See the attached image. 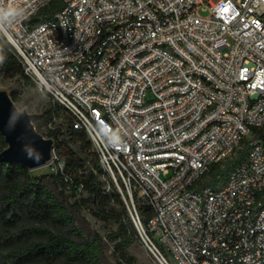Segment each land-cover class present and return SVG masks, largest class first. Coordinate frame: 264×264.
Wrapping results in <instances>:
<instances>
[{"label": "built area", "instance_id": "2783aa9c", "mask_svg": "<svg viewBox=\"0 0 264 264\" xmlns=\"http://www.w3.org/2000/svg\"><path fill=\"white\" fill-rule=\"evenodd\" d=\"M55 1L17 0L26 18L6 40L88 135L149 252L264 264V0H60L40 15Z\"/></svg>", "mask_w": 264, "mask_h": 264}, {"label": "trees", "instance_id": "16d2710c", "mask_svg": "<svg viewBox=\"0 0 264 264\" xmlns=\"http://www.w3.org/2000/svg\"><path fill=\"white\" fill-rule=\"evenodd\" d=\"M61 6L57 0L40 15H51ZM0 48L7 56L0 65V77L15 84L9 94L20 109L33 107L30 95L35 82L25 73L16 50L6 38H0ZM60 111L69 116L67 131L52 126ZM73 122L72 114L52 101L34 123L39 133L53 141L54 151L61 157L56 162L61 161L63 167L56 172L34 177L19 164L0 163V264H137L130 249L140 241V236L125 202L112 182L110 189L106 187L102 177L107 174L100 162L90 165L89 157L83 153L91 151L93 143L85 132L73 128ZM72 143H77L80 151H75ZM6 148L0 134V152ZM93 153L99 160L95 150ZM247 156L245 144L236 155L211 170L209 184L225 183ZM138 209L146 223L152 214L146 207ZM85 210L99 221L116 224L117 229L103 238L91 228L83 215ZM24 222L35 226L25 227ZM32 236L40 240L22 245Z\"/></svg>", "mask_w": 264, "mask_h": 264}, {"label": "rangeland", "instance_id": "374dc122", "mask_svg": "<svg viewBox=\"0 0 264 264\" xmlns=\"http://www.w3.org/2000/svg\"><path fill=\"white\" fill-rule=\"evenodd\" d=\"M197 14L200 17L206 18L209 16L210 12L203 11V10L199 9L197 11ZM14 87H15V84L13 83V81L4 80L2 77H0V88L1 89L6 90L8 93H10ZM30 100H32V102H33V107L27 108V107L23 106V108L25 110L29 111L31 114H42L43 110L49 105V103H52V100L50 99V97L46 93L39 90L37 85L32 90V93L30 95ZM68 120H69V116L64 111H60L59 117L55 120V122L52 126L53 127H60L64 131H67ZM72 147L74 148L75 151H80L79 145L77 143H72ZM84 149H85V147H84ZM94 150L95 149H94V146L92 144L91 151L88 150L87 152H84L83 154L85 156L89 157L90 165L93 164V161L95 162V164L99 165V160L96 159L97 157L94 156V153H93ZM85 151H86V149H85ZM54 156H56V158H58V160L61 158L58 153H54ZM56 160L57 159H55V161L52 162L53 164L45 167L42 170L38 169L35 171H30V174L34 177H39L42 175H47V174L56 172L57 168L61 167L63 165L61 161L56 162ZM102 180L105 182L106 187L108 189H110L109 182H111V180L109 179V177L103 176ZM83 215L86 218V220L89 222L91 228L93 230H96L103 238H106V236L110 232L117 229L116 224H107L105 222L99 221L88 210H85L83 212ZM23 226L31 227V226H35V225L31 224L29 222H24ZM36 226H40L42 228H49V229L55 230V231L60 232V233H66L62 229H57V228H54V227L47 225V224H37ZM38 240H40V238L32 236L31 238H29L28 240L23 242L22 245L28 246L31 243L36 242ZM130 252L132 255H134L136 257L137 264H160L159 261L149 252V250L147 249V247L145 246V244L142 242L141 239H140V241L136 242L132 246V248L130 249ZM108 256H110V258L112 259L110 252H108Z\"/></svg>", "mask_w": 264, "mask_h": 264}, {"label": "water", "instance_id": "95a60500", "mask_svg": "<svg viewBox=\"0 0 264 264\" xmlns=\"http://www.w3.org/2000/svg\"><path fill=\"white\" fill-rule=\"evenodd\" d=\"M13 105L21 111H26L27 115L21 118L13 131H9L7 125ZM41 118L42 114H31L27 110L20 109L11 95L0 88V134L7 144V148L0 152V163L19 164L29 171L47 167L52 163L54 159L53 141L39 133L34 124ZM26 142H31L35 149L42 153L39 163L27 158L23 151ZM124 202L132 219V210L125 200Z\"/></svg>", "mask_w": 264, "mask_h": 264}, {"label": "clouds", "instance_id": "9594fccd", "mask_svg": "<svg viewBox=\"0 0 264 264\" xmlns=\"http://www.w3.org/2000/svg\"><path fill=\"white\" fill-rule=\"evenodd\" d=\"M26 9L17 2V0H0V38H6L10 35V27L26 18ZM7 59L4 50L0 48V65H3ZM27 115L26 111L19 110L15 105L9 116L7 128L9 131L15 129L16 124L22 117ZM111 147L120 146L123 141L118 137H108L106 139ZM23 151L28 159H33L39 163L42 159V153L35 149L31 142H26L23 146Z\"/></svg>", "mask_w": 264, "mask_h": 264}, {"label": "bare ground", "instance_id": "6f19581e", "mask_svg": "<svg viewBox=\"0 0 264 264\" xmlns=\"http://www.w3.org/2000/svg\"><path fill=\"white\" fill-rule=\"evenodd\" d=\"M45 167H43V168H40L39 170H42V169H44ZM38 170V169H37Z\"/></svg>", "mask_w": 264, "mask_h": 264}]
</instances>
